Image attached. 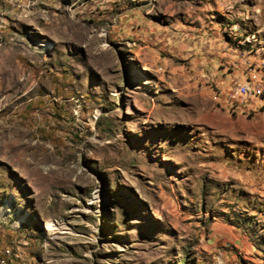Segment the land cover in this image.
I'll return each instance as SVG.
<instances>
[{
  "label": "rangeland",
  "instance_id": "374dc122",
  "mask_svg": "<svg viewBox=\"0 0 264 264\" xmlns=\"http://www.w3.org/2000/svg\"><path fill=\"white\" fill-rule=\"evenodd\" d=\"M212 34L264 57V0H0V264H216L215 220L264 264V61L219 87Z\"/></svg>",
  "mask_w": 264,
  "mask_h": 264
},
{
  "label": "crops",
  "instance_id": "0c3cea01",
  "mask_svg": "<svg viewBox=\"0 0 264 264\" xmlns=\"http://www.w3.org/2000/svg\"><path fill=\"white\" fill-rule=\"evenodd\" d=\"M205 37L212 38L214 41L202 44L201 62L210 67L211 76L219 84V87L228 86L231 80L245 79L248 73L246 66L251 63V59L257 58L258 61H264V57L258 55L259 50H252L251 41H247L243 45L238 44L240 43L238 39L234 44H228L225 39L217 38L214 34ZM191 42L189 47L193 46L192 52L194 53L196 46ZM203 238L202 247L206 253L212 259L218 256L224 264H245L255 257V253H253L256 250L255 246L252 241L247 240L246 234L239 232L234 225L223 220L212 221L207 226Z\"/></svg>",
  "mask_w": 264,
  "mask_h": 264
},
{
  "label": "built area",
  "instance_id": "2783aa9c",
  "mask_svg": "<svg viewBox=\"0 0 264 264\" xmlns=\"http://www.w3.org/2000/svg\"><path fill=\"white\" fill-rule=\"evenodd\" d=\"M246 71L248 72V74H255L256 69L254 67H249L247 65ZM258 82H260L259 79ZM240 91H249V89H245V83H242L240 87H232L231 91L226 92L224 96V101L227 102L228 100H237V93ZM240 104H247V103H244V100H238V107ZM216 264H224L218 256H216Z\"/></svg>",
  "mask_w": 264,
  "mask_h": 264
},
{
  "label": "bare ground",
  "instance_id": "6f19581e",
  "mask_svg": "<svg viewBox=\"0 0 264 264\" xmlns=\"http://www.w3.org/2000/svg\"><path fill=\"white\" fill-rule=\"evenodd\" d=\"M258 83H260V82H258ZM241 84L242 83H237V84L233 85L232 87H240ZM232 87H231L230 91L232 90ZM245 89H249V91H240V92H238L237 93V100H235V101L238 102V100H243L246 96L252 94L251 88L249 87V85L247 83H245ZM228 102H229V100L226 103H228ZM241 105H244V104H240L239 105V108H240ZM46 225H48V226H54L55 225V222H54L53 219H50V220L47 221Z\"/></svg>",
  "mask_w": 264,
  "mask_h": 264
}]
</instances>
